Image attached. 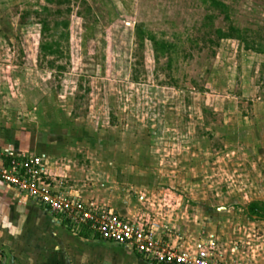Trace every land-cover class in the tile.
I'll return each mask as SVG.
<instances>
[{
  "label": "rangeland",
  "instance_id": "obj_1",
  "mask_svg": "<svg viewBox=\"0 0 264 264\" xmlns=\"http://www.w3.org/2000/svg\"><path fill=\"white\" fill-rule=\"evenodd\" d=\"M215 1L0 0V137L164 240L264 264V0Z\"/></svg>",
  "mask_w": 264,
  "mask_h": 264
},
{
  "label": "built area",
  "instance_id": "obj_2",
  "mask_svg": "<svg viewBox=\"0 0 264 264\" xmlns=\"http://www.w3.org/2000/svg\"><path fill=\"white\" fill-rule=\"evenodd\" d=\"M0 180L19 196L57 215L70 229L86 228L100 240L129 246L149 264H256L225 257L217 241L199 239L191 245L163 239L157 227L131 219L105 205L84 200L57 183L40 159L29 154L8 155Z\"/></svg>",
  "mask_w": 264,
  "mask_h": 264
},
{
  "label": "crops",
  "instance_id": "obj_3",
  "mask_svg": "<svg viewBox=\"0 0 264 264\" xmlns=\"http://www.w3.org/2000/svg\"><path fill=\"white\" fill-rule=\"evenodd\" d=\"M26 149L0 137V167L8 155L24 154ZM8 150L11 152L6 157ZM82 199L100 204L91 198ZM116 212L129 217L128 212ZM0 239L4 244H18L27 253L41 251L47 264H149L129 246L100 240L86 228L73 231L57 215L19 196L1 180ZM28 256L35 255L30 252Z\"/></svg>",
  "mask_w": 264,
  "mask_h": 264
},
{
  "label": "trees",
  "instance_id": "obj_4",
  "mask_svg": "<svg viewBox=\"0 0 264 264\" xmlns=\"http://www.w3.org/2000/svg\"><path fill=\"white\" fill-rule=\"evenodd\" d=\"M211 3L212 4H218V5H221L224 7L223 4L219 3L218 1L216 2L215 0H211ZM65 25H66V23H65ZM136 31H137L139 38L142 40L144 38V36H143V31L141 30V28L137 27ZM215 34H216V37L218 40H220L222 38H230V39L232 38V39H237L239 41H243V37L240 33V30L237 29L236 27H234L233 25H228L226 31H223V30L217 28V29H215ZM150 39L152 40L153 44L156 46L157 42L154 41L153 38H150ZM159 47H160V49H164V47H166V45L164 43H161ZM7 162H8V159L4 160V162L1 166L5 165ZM254 205L255 204H252L251 206L253 207Z\"/></svg>",
  "mask_w": 264,
  "mask_h": 264
}]
</instances>
